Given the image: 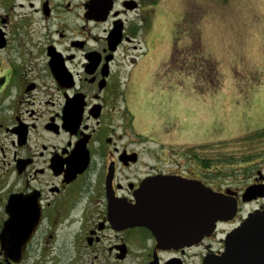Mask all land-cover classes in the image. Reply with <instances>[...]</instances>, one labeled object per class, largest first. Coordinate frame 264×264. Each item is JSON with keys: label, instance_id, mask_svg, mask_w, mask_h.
I'll return each instance as SVG.
<instances>
[{"label": "flooded vegetation", "instance_id": "flooded-vegetation-1", "mask_svg": "<svg viewBox=\"0 0 264 264\" xmlns=\"http://www.w3.org/2000/svg\"><path fill=\"white\" fill-rule=\"evenodd\" d=\"M160 1L0 0V264H218L234 231L233 263L264 264V119L233 171L209 136L193 148L183 128L167 141L137 127V105L163 113L171 90L144 102L121 78L168 51ZM150 180L199 181L236 210L193 243L162 244L129 217Z\"/></svg>", "mask_w": 264, "mask_h": 264}, {"label": "rangeland", "instance_id": "rangeland-1", "mask_svg": "<svg viewBox=\"0 0 264 264\" xmlns=\"http://www.w3.org/2000/svg\"><path fill=\"white\" fill-rule=\"evenodd\" d=\"M160 5L168 13L157 34L168 51L148 75L140 66L131 72L129 63L121 74L144 86V102L171 85L168 102H159L163 113L152 99L147 109L137 105L138 129L152 126L161 130L160 138L173 141L183 128L193 148L204 134L210 148L220 144L225 167L249 165L250 127L264 119V0H161Z\"/></svg>", "mask_w": 264, "mask_h": 264}, {"label": "water", "instance_id": "water-1", "mask_svg": "<svg viewBox=\"0 0 264 264\" xmlns=\"http://www.w3.org/2000/svg\"><path fill=\"white\" fill-rule=\"evenodd\" d=\"M249 192L245 190L244 196ZM236 210L235 199L223 192L214 191L199 181H188L182 186L172 182L156 185L154 180L144 183L137 203L130 211V222L147 226L162 244L175 245L193 243L202 235L212 231L215 222L227 219ZM186 224L181 233L180 225ZM251 219L242 226L250 230ZM189 232L190 236L184 237ZM249 238V235H248ZM237 232H231L226 239L227 252L218 264H234Z\"/></svg>", "mask_w": 264, "mask_h": 264}]
</instances>
